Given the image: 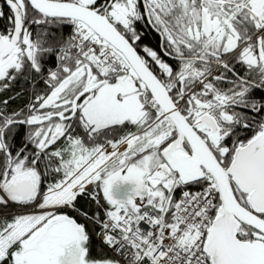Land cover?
I'll return each mask as SVG.
<instances>
[{
    "label": "snow or ice",
    "instance_id": "obj_1",
    "mask_svg": "<svg viewBox=\"0 0 264 264\" xmlns=\"http://www.w3.org/2000/svg\"><path fill=\"white\" fill-rule=\"evenodd\" d=\"M0 264H264V0H0Z\"/></svg>",
    "mask_w": 264,
    "mask_h": 264
}]
</instances>
